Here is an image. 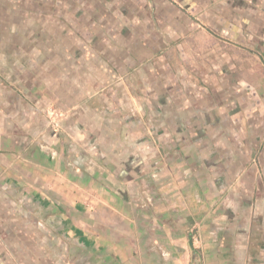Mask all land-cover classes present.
Instances as JSON below:
<instances>
[{
  "label": "crops",
  "instance_id": "1",
  "mask_svg": "<svg viewBox=\"0 0 264 264\" xmlns=\"http://www.w3.org/2000/svg\"><path fill=\"white\" fill-rule=\"evenodd\" d=\"M0 264H264V0H0Z\"/></svg>",
  "mask_w": 264,
  "mask_h": 264
},
{
  "label": "built area",
  "instance_id": "2",
  "mask_svg": "<svg viewBox=\"0 0 264 264\" xmlns=\"http://www.w3.org/2000/svg\"><path fill=\"white\" fill-rule=\"evenodd\" d=\"M51 115H55V113H53V112H52V114H51Z\"/></svg>",
  "mask_w": 264,
  "mask_h": 264
}]
</instances>
